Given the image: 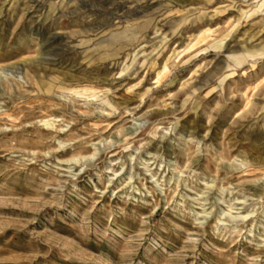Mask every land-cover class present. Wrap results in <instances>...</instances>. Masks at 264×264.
<instances>
[{"label":"rangeland","instance_id":"rangeland-1","mask_svg":"<svg viewBox=\"0 0 264 264\" xmlns=\"http://www.w3.org/2000/svg\"><path fill=\"white\" fill-rule=\"evenodd\" d=\"M0 264H264V0H0Z\"/></svg>","mask_w":264,"mask_h":264}]
</instances>
